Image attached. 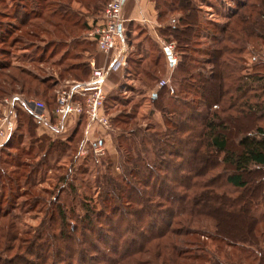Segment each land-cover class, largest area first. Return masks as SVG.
I'll list each match as a JSON object with an SVG mask.
<instances>
[{"label": "rangeland", "instance_id": "1", "mask_svg": "<svg viewBox=\"0 0 264 264\" xmlns=\"http://www.w3.org/2000/svg\"><path fill=\"white\" fill-rule=\"evenodd\" d=\"M18 1L24 2V11L22 6L16 5ZM109 1L0 0V116L7 100L16 97L43 101L52 112L56 108L58 90L90 78L94 67L98 66L91 60L101 52L91 33L98 28ZM179 1L157 0L159 18L156 24L126 21V70L106 85L103 111L109 117L110 125L90 124L86 117H77L67 123L64 135H52L34 119L30 110L25 111L14 103L15 130L8 140L0 139V225L5 227L0 232L2 264L92 263L97 253L88 247L87 250L83 240L87 234L96 244L98 238L89 226L103 228L108 242L104 247L115 243L114 234L109 233L110 227L106 224L108 218L100 220L97 217L98 220L92 221L94 225L82 222L86 210L105 211L104 196H101L106 188L101 183L105 174L113 177L125 174L132 180L134 175L125 172L126 166L131 164L125 156L136 155L140 150L135 146L141 133H145V129L162 131L171 125L170 117L174 120L175 116L179 117L164 116L155 109L153 98L160 88L167 89L164 103L168 108L181 110L183 106L194 105L199 112L193 114L200 119L199 113L206 109L200 102L196 77L212 49H224L226 45L233 50L224 52L222 59L238 69L233 71V77L237 74L246 77L244 81L252 87L249 90V85L246 86L243 99L250 97L256 115L247 123L250 127L254 124L264 129V0H190L201 20L193 41L188 44L178 42L169 31L180 24ZM169 44L174 47L177 63L181 59L180 50H186L191 57L188 60L190 73L170 64L165 51ZM87 66L91 67L88 74L82 71ZM207 67L206 72L212 66ZM162 80L166 81L163 86L160 85ZM261 86L263 89L256 90ZM232 92L234 96L237 94ZM232 102L228 94L212 109L220 111L223 119L226 114L221 110ZM231 113L238 115L233 110ZM226 125L231 127L232 134H238V128H234L230 119ZM235 134L234 144L239 139ZM57 139L64 140V147L53 141ZM66 144L69 145L67 148ZM101 145L103 151L99 149ZM147 155L154 164L153 150L150 149ZM222 167L218 166V169ZM157 171L164 175L161 168ZM118 180L123 183L120 177ZM152 183L147 187L134 185L148 193ZM222 189L230 194L237 193V188L230 184ZM61 212L65 217L60 216ZM259 214L264 217V205L259 207ZM200 226L202 233H209L180 236V245L200 251L197 243L203 242L207 262L212 256L213 261L218 259L222 264L258 263L256 253L246 257L247 249L233 247L212 235L215 233L214 221L193 223V227ZM53 235L61 239L58 249L54 246ZM68 235L74 237L70 243L66 240ZM65 242L73 249L70 254ZM261 242L263 246L264 240ZM98 244L103 247L100 242ZM204 259L198 263H203Z\"/></svg>", "mask_w": 264, "mask_h": 264}, {"label": "trees", "instance_id": "2", "mask_svg": "<svg viewBox=\"0 0 264 264\" xmlns=\"http://www.w3.org/2000/svg\"><path fill=\"white\" fill-rule=\"evenodd\" d=\"M16 5L18 8L22 6L23 11L26 7L22 1ZM177 8L182 12L178 19L180 24L169 28V31L178 42L188 44L193 41L201 19L190 0H180ZM224 49L215 48L207 53L209 56L205 57L196 77L200 102L206 109L199 113L200 119L197 120L194 115L199 112L194 105L183 106L181 110L168 108L164 103L167 89L160 88L153 98L155 109L164 116L179 117L175 116L176 120L170 117L171 125L162 131L145 129V133H141L139 146H135L140 150L136 155L125 156L127 163L132 164L126 166L125 172L134 175L132 180L127 179L125 174L103 176L101 183L106 188L101 196H104L105 211L87 209L82 222L94 225L92 221L98 220L97 217L100 220L108 218L106 224L110 227L109 233L114 234L112 239L115 243L104 247L108 242L102 233L103 228L89 226L103 247L84 235L86 249L88 247L94 254L97 253L92 259L94 261L87 264H199L198 261L206 256L205 244L198 242L202 252L194 251L190 246H181L179 237L192 233L207 235L208 231L202 233L200 230L202 225L193 227L194 222L201 220L214 221L215 233L212 235L233 247L247 249L246 257L256 253L257 264H264V245L261 242L264 240V217L259 214V207L264 205V129L254 124L250 127L247 123L256 115L250 97L243 99L249 84L244 81L246 77L232 76L233 71L238 69L222 59L223 53L229 50L226 45ZM180 51L177 68L190 73L188 60L191 57L186 50ZM209 65L212 67L206 72ZM90 69L87 66L82 71L88 74ZM259 89L263 86L256 90ZM233 90L237 93L235 96ZM228 94L233 102L221 110L226 114V118L222 119L221 112L213 111L212 106L221 99L223 101ZM241 98L242 101H239ZM232 110L238 115L234 116ZM229 119L234 128H238V134L234 133L235 137L239 135L236 144L233 143L231 127L226 125ZM53 141L64 147V140ZM55 144L51 146L54 148ZM150 149L153 150L154 164L147 157ZM218 166L223 167L218 169ZM157 168H161L164 175H159ZM119 177L123 183H120ZM150 182H153L150 192L137 189L140 185L149 186ZM228 184L237 188L235 195L222 189ZM60 216L65 217L63 212ZM4 229V225H0V232ZM53 237L54 246L58 249V240L61 239ZM66 240L70 243L74 237L68 235ZM66 242L64 246L70 254L73 249ZM188 260L194 262L188 263ZM200 264L222 262L218 259L213 261L211 256L208 262L204 259Z\"/></svg>", "mask_w": 264, "mask_h": 264}, {"label": "built area", "instance_id": "3", "mask_svg": "<svg viewBox=\"0 0 264 264\" xmlns=\"http://www.w3.org/2000/svg\"><path fill=\"white\" fill-rule=\"evenodd\" d=\"M126 0H110L104 10L103 18L96 31H92L98 50L105 54V63L95 66L86 81H75L68 87L57 91L56 108L51 112L43 101L25 100L20 97L7 100V105L0 116V139L8 140L16 127L15 104L25 111L30 110L34 119L46 125L52 135L63 134L67 123L77 117H86L90 124L110 125V120L103 111L106 97V85L110 75L126 66V21L123 8ZM173 45L165 47L169 62L177 64ZM166 81L162 80L163 86ZM1 144V143H0ZM103 151L102 145L99 147Z\"/></svg>", "mask_w": 264, "mask_h": 264}, {"label": "crops", "instance_id": "4", "mask_svg": "<svg viewBox=\"0 0 264 264\" xmlns=\"http://www.w3.org/2000/svg\"><path fill=\"white\" fill-rule=\"evenodd\" d=\"M157 0H126V3L124 5L123 9V16L128 21H145V22H154L155 24L158 23L159 18V11L156 7ZM149 26V25H148ZM104 54L99 52L98 57L92 58L91 63H94L95 65L101 66L104 64L106 57ZM123 70L119 71V73H116L115 75L111 76L109 81L110 83L113 82L115 77L120 76L119 74L124 72L126 70L125 67L122 68ZM46 131L51 134L50 129L46 125H42Z\"/></svg>", "mask_w": 264, "mask_h": 264}, {"label": "water", "instance_id": "5", "mask_svg": "<svg viewBox=\"0 0 264 264\" xmlns=\"http://www.w3.org/2000/svg\"><path fill=\"white\" fill-rule=\"evenodd\" d=\"M169 59H171V58L169 57Z\"/></svg>", "mask_w": 264, "mask_h": 264}]
</instances>
